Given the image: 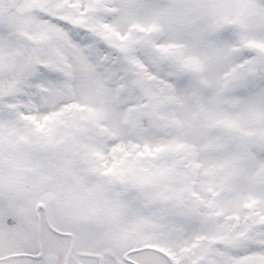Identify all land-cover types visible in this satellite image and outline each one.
Here are the masks:
<instances>
[{
    "label": "snow or ice",
    "instance_id": "snow-or-ice-1",
    "mask_svg": "<svg viewBox=\"0 0 264 264\" xmlns=\"http://www.w3.org/2000/svg\"><path fill=\"white\" fill-rule=\"evenodd\" d=\"M0 264H264V0H0Z\"/></svg>",
    "mask_w": 264,
    "mask_h": 264
}]
</instances>
